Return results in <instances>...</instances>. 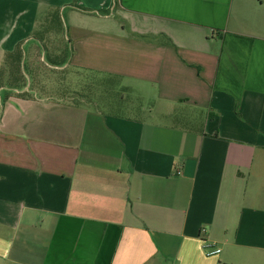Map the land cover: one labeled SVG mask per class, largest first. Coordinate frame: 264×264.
I'll return each mask as SVG.
<instances>
[{"label": "crops", "instance_id": "crops-1", "mask_svg": "<svg viewBox=\"0 0 264 264\" xmlns=\"http://www.w3.org/2000/svg\"><path fill=\"white\" fill-rule=\"evenodd\" d=\"M40 47L126 114L31 97ZM2 95L0 264H264V0H0Z\"/></svg>", "mask_w": 264, "mask_h": 264}, {"label": "rangeland", "instance_id": "rangeland-1", "mask_svg": "<svg viewBox=\"0 0 264 264\" xmlns=\"http://www.w3.org/2000/svg\"><path fill=\"white\" fill-rule=\"evenodd\" d=\"M44 51L42 47L36 48L35 53L28 49L22 63V70L26 75L25 85L31 90L29 92L31 97L38 94L40 98L49 99L51 103L65 102L107 114L116 112L126 114V106L133 101V98L126 95L125 89L120 90L121 84L103 81L90 74L51 71L47 67L49 63ZM41 55H44V58L41 59ZM37 75L44 80H37ZM49 75H52L54 80L46 82L50 80ZM43 81L48 86H40L39 84ZM5 104L6 98L2 95L1 111ZM22 119H28V117Z\"/></svg>", "mask_w": 264, "mask_h": 264}, {"label": "built area", "instance_id": "built-area-1", "mask_svg": "<svg viewBox=\"0 0 264 264\" xmlns=\"http://www.w3.org/2000/svg\"><path fill=\"white\" fill-rule=\"evenodd\" d=\"M221 253L220 249H215L214 251L210 252L209 255H218Z\"/></svg>", "mask_w": 264, "mask_h": 264}]
</instances>
